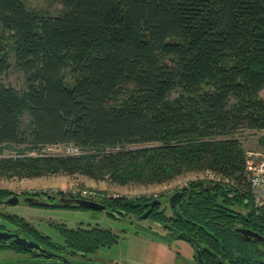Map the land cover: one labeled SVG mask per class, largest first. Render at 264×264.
Returning a JSON list of instances; mask_svg holds the SVG:
<instances>
[{
  "label": "trees",
  "instance_id": "obj_1",
  "mask_svg": "<svg viewBox=\"0 0 264 264\" xmlns=\"http://www.w3.org/2000/svg\"><path fill=\"white\" fill-rule=\"evenodd\" d=\"M59 2L62 10L48 14L0 0V77L13 53L27 84L0 82V146L74 144L86 152L0 157V173L63 170L126 184L211 170L220 178L183 187L172 215L156 205L150 216L199 240L205 264H264V241L237 229L264 236V211L253 204L246 151L231 137L264 130V0ZM260 143L264 149V137ZM10 195L0 188V202ZM29 195L42 199L31 204L55 206L45 200L56 196ZM144 200L105 201L141 214ZM7 223L48 246L25 217L0 211V229ZM60 230L87 251L119 239L102 227ZM0 248L22 247L0 238Z\"/></svg>",
  "mask_w": 264,
  "mask_h": 264
},
{
  "label": "rangeland",
  "instance_id": "obj_2",
  "mask_svg": "<svg viewBox=\"0 0 264 264\" xmlns=\"http://www.w3.org/2000/svg\"><path fill=\"white\" fill-rule=\"evenodd\" d=\"M29 7L48 14H58L62 10L59 0H25ZM10 68L0 77V82L14 86L18 90L27 87L24 71L17 66V60L13 53L10 55ZM180 90H174L171 97L180 95ZM264 97V88L261 92ZM23 120L28 123L29 114L25 113ZM231 137L240 140L246 151V160L255 158L257 152H263L260 138L264 137V130L240 128ZM225 138L220 136L217 139ZM142 144H130L128 147L136 148ZM86 152L82 150L77 154H67L64 145H45L30 148L22 145H1L0 157H11L18 155L30 156H68L79 155ZM220 177L211 170L188 171L175 178L162 183H142L138 181L121 184L106 175L105 177H93L83 172L67 173L63 170L38 176H20L15 174L0 173V188L6 189L24 196L25 193L56 196L45 201L58 203L60 196H71L72 189L92 190L97 194V201H103L111 197L126 196L136 198L148 196L159 198L180 190L193 180H217ZM67 193H63V192ZM71 194V195H70ZM76 197V196H74ZM82 198V197H81ZM0 211L3 213L17 214L25 217L30 223L37 226L41 231L51 235L54 241H63V236L55 228L54 223L65 222L69 226L99 225L112 229L118 234V241L111 247H102L96 254L92 255L89 262L102 264H199L194 256L195 247L192 243L182 237L168 235L161 224L149 218H140L128 215L125 218H117L109 213L108 209H79L60 206L34 205L21 200L19 203L0 202ZM13 228L12 225H9ZM119 261V262H118ZM86 263V264H87ZM0 264H63L57 258L49 260H35L12 249L0 248Z\"/></svg>",
  "mask_w": 264,
  "mask_h": 264
},
{
  "label": "flooded vegetation",
  "instance_id": "obj_3",
  "mask_svg": "<svg viewBox=\"0 0 264 264\" xmlns=\"http://www.w3.org/2000/svg\"><path fill=\"white\" fill-rule=\"evenodd\" d=\"M177 191H180V194L178 195V197L176 199L172 198V195L176 192V191H174V192L170 193L169 195L161 196L159 198L146 196L147 200H144L145 204H147V203L149 204L148 207L144 210V212L151 206V203H152L153 200H157L155 205L153 206L152 210L150 211L149 215L147 217H145V218L146 219L149 218L152 221L161 224L168 235H172V231H173V230L171 231L172 227L171 226H167V224H165L163 222L155 220L150 215H151V213H152V211H153V209L155 208L156 205L160 206V210H165L166 214L172 215L173 207H175L176 204L178 203L179 199L182 196V193L184 192V189H180V190H177ZM140 197H142V196H138L136 198H140ZM105 200H103V201L98 200V201L101 202L102 204H104L103 208L108 209L109 213L112 214L113 216L117 217V218H125L128 215H133V216H136V217H140V215L144 213L143 212L141 214H137V213H133V212H128V211H126L125 209H122V208H116L114 206H109L107 204V201H105ZM174 200L176 201L175 204H173ZM2 202H6V200L2 201ZM53 204H55V206L67 207V208L76 207V208H79V209H84V208L85 209H91V208H87V207H84V206H81V205H77V204H65L64 205V204H62V202L59 199H58V203H53ZM54 224H55V228L63 236V241L62 242L54 241V239L51 237V235L44 233L37 226H35L36 229H38L40 231L41 237H43V238L47 237L48 238V240L44 241V242L48 245L46 247L48 249H50L49 251L52 252V255H46V254L36 255L32 250H29V249L23 248V247L20 248V249H16V248H7V249H12V250L16 251L17 253H22L23 255L28 256V257H30L32 259H35V260H40V259L49 260L51 258H55V259L57 258L63 264H65L64 261L62 260L63 257L71 260L72 262H74L76 264L77 263L85 264V263H87V261H90L92 259V255L97 253V251H87V250L77 249L75 247V244L73 243V241L70 240L68 237H66L65 234L63 232H61L60 228H66V229H69V230L70 229L71 230H76L77 228L92 229L93 227H101V226H99L97 224L93 225V226L84 225V224H79L77 226H69L65 222L54 223ZM9 225H12V224L7 223L6 227L4 229L11 230V231H17V227L16 226L12 225L13 228H10ZM32 225H34V224H32ZM242 227H244V226H242ZM102 228H104V227H102ZM106 229H109V228H106ZM179 237L185 238L183 236H179ZM186 239H188V238H186ZM188 240L192 243V245H194L192 240H190V239H188ZM249 240H251V239H249ZM6 241L10 245H12V243L9 240H6ZM255 241H264V239L263 240H255ZM111 246H104V247H111ZM194 256L198 260L196 249H195V252H194ZM198 263H199V261H198ZM121 264H130V263L123 262Z\"/></svg>",
  "mask_w": 264,
  "mask_h": 264
},
{
  "label": "water",
  "instance_id": "obj_4",
  "mask_svg": "<svg viewBox=\"0 0 264 264\" xmlns=\"http://www.w3.org/2000/svg\"><path fill=\"white\" fill-rule=\"evenodd\" d=\"M179 194H180V191H176L172 195V198L176 199ZM58 199L64 205L65 204H77V205H81V206L91 208V209H96V210L104 207V204H102L101 202L96 201V200H92V199H87V198L74 197V196L73 197H71V196H60V197H58ZM21 200L27 201L30 203L42 202V199L37 197V196H32V195L19 196L17 194L10 195L6 201L9 203L15 204V203H19ZM156 201L157 200L152 201L151 206L143 214L140 215V218H145L149 215V213L152 210L153 206L155 205ZM175 203H176V201L174 200L173 204H175ZM237 229L240 232H242L247 239H254V240H263L264 239V236L255 230H252V229H249L246 227H238ZM172 235H174L176 237L183 236L185 238L192 240L194 243L195 249H196L199 264H205V261L202 257V251L204 250L205 246H203L199 240L190 236L186 232H180L178 230H173ZM0 238L5 239V240H9L11 243H13L17 246L32 250L33 252H35L37 254L52 255V252L49 251L50 249H48L46 246H44L39 241L31 238L26 233H23L20 231H11V230H7V229H0ZM62 260L64 261L65 264H76V263L72 262L71 260H69L65 257H63ZM77 264H79V263H77ZM87 264H102V263L89 262Z\"/></svg>",
  "mask_w": 264,
  "mask_h": 264
},
{
  "label": "built area",
  "instance_id": "obj_5",
  "mask_svg": "<svg viewBox=\"0 0 264 264\" xmlns=\"http://www.w3.org/2000/svg\"><path fill=\"white\" fill-rule=\"evenodd\" d=\"M64 145L67 154H77L81 148L74 144H56ZM247 176L251 186V194L254 207L264 211V151L257 152L255 158L246 160ZM63 192V191H62ZM67 193V192H63ZM70 193L76 197H82L97 201V194L92 190L72 189ZM70 194V195H71Z\"/></svg>",
  "mask_w": 264,
  "mask_h": 264
}]
</instances>
